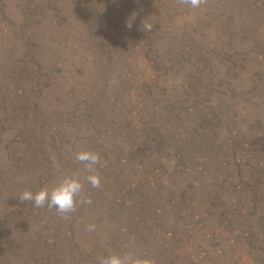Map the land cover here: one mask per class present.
I'll list each match as a JSON object with an SVG mask.
<instances>
[{
  "label": "rangeland",
  "instance_id": "1",
  "mask_svg": "<svg viewBox=\"0 0 264 264\" xmlns=\"http://www.w3.org/2000/svg\"><path fill=\"white\" fill-rule=\"evenodd\" d=\"M71 174L67 220L18 198ZM112 253L264 264V0H0V264Z\"/></svg>",
  "mask_w": 264,
  "mask_h": 264
},
{
  "label": "clouds",
  "instance_id": "2",
  "mask_svg": "<svg viewBox=\"0 0 264 264\" xmlns=\"http://www.w3.org/2000/svg\"><path fill=\"white\" fill-rule=\"evenodd\" d=\"M182 5H187L192 9H198L202 5H206L208 0H178ZM153 23L148 22L146 19L142 21V28L145 31L153 29ZM131 28V23L127 25ZM74 159L84 165V170L88 173L84 176V180L92 188H100L101 177L96 170V166L101 163L98 153L91 150L81 149L74 153ZM84 185L77 174L64 175L50 188L44 187L33 193L30 190H24L18 196L21 202H33L37 208L47 205L49 209H55L56 213L62 218L67 220L70 214L77 210V206L90 205L92 200L90 197L82 195ZM95 225L90 224L87 226V231H94ZM98 264H154L153 261L147 258H141L134 253H125L123 255L112 253L107 256L100 257Z\"/></svg>",
  "mask_w": 264,
  "mask_h": 264
}]
</instances>
